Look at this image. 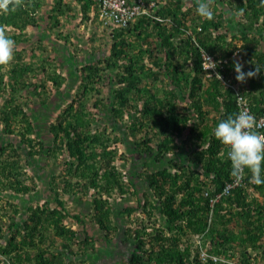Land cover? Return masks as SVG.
<instances>
[{"label": "trees", "instance_id": "1", "mask_svg": "<svg viewBox=\"0 0 264 264\" xmlns=\"http://www.w3.org/2000/svg\"><path fill=\"white\" fill-rule=\"evenodd\" d=\"M127 1L133 3V0ZM185 1L178 0L172 8L159 11L164 17L170 16L173 22L170 31L148 14H136L135 21L128 20L125 25L119 23L106 29L112 36L110 54H107L108 51L101 53V56L90 58L85 64L79 63L80 67L74 63V53L70 48L74 45L73 36H68L63 29L70 31L73 25L76 33L81 30L77 23L70 22L60 28L61 16L71 15L70 19L75 16L81 23L94 22L96 15L91 11L94 0H77V3L19 0L18 4H10L8 11L0 10V28L15 42L13 60L6 66L0 65V122L3 124L0 127L3 141L0 145V200L5 189L10 190L13 197L35 191V182L28 183L33 177L25 175L26 169L19 162V157L23 156L26 161L33 153H41L48 139L51 156L62 154L66 158V166H69V173L65 171L69 175L61 171V183L54 180L55 175L49 177V188L55 195L54 206L47 202L29 205L23 226L9 225L12 233L6 240L3 239V225H0V264H85L81 255L94 249L96 239L88 230H84V238H79L76 231L69 227L66 222H81L82 217L68 211L63 196L76 195L79 191L88 194L90 188L94 189L91 196H94L92 204L96 224L104 232L108 243L116 238L112 233L114 227L109 225L113 209L110 202L112 192L123 197L132 188L136 193L137 187L133 181L126 180V173L116 164L117 160H128L130 155L120 151L122 137L118 133L114 135L113 127L105 117H101L108 108V103H104L106 99L95 96L96 99L88 106L93 92H101L102 79L105 75L108 78L110 73V82L118 84L112 89L110 97L114 104L120 105L118 111L111 113L112 116L121 121L123 116L128 119L135 113L141 114V118L132 123L136 132H142L135 137L134 153L138 155L135 160L144 166H150L151 161H155L157 166L150 167V172L147 168L142 170L145 173L144 184L156 199L145 192L137 199L135 207L121 209L122 213L135 212L139 208L142 212L145 210L147 222L141 220L138 226L123 232L125 236L119 238L117 246L126 247V252L111 250L118 257L106 264H220L211 258L201 263L198 250H192L190 246L193 243L188 244L182 236L186 230L194 235L207 231L206 236L210 237L215 254L237 258L245 263H254L250 260L253 256L251 251L264 256V202L255 195L259 192L264 196V183L251 182V172L245 169L241 182L225 190L236 179L231 175L228 148L213 135L219 122L238 113L236 94L232 86H220V80L215 75L205 84L200 75L199 57L191 71L194 77L181 70L188 51L197 57L193 36L210 50L221 48L223 55L230 54L238 42L243 43L247 51L243 71L259 70L258 75L247 80L251 87L256 84L261 87L258 96L253 97L252 109L256 114H264V52L258 50L256 36H250V32L264 36V3L262 0H232L234 9L231 11L240 12V17L236 21L232 19L233 24L228 26L223 18L226 10L218 0H213L210 5L213 19L203 21L195 11L196 0H189L191 7L187 9H184L187 5ZM45 5V15L38 20L37 15ZM191 13L193 20L189 19L188 24H194V18H201L200 30H190L185 22ZM225 19L228 21L227 16ZM29 26H34L30 29L35 28L33 35H29ZM222 28L230 31V38L228 32H220ZM232 30L234 33H231ZM173 38H180L181 41H173ZM162 58H165L168 67L173 68L169 83L161 73ZM26 59H30L29 62ZM233 62L232 66L219 71L226 76H234ZM61 68L78 79L75 84L77 91L57 113L58 121H48L49 137L46 140L35 139L29 134L38 132L40 126L24 110L23 103L15 102L9 94H15V100L21 99L19 94L23 96L26 93L27 98L33 95L41 100L40 87L63 88L65 75ZM37 72H42L52 87H47L45 82L37 84ZM151 72L156 79L152 78L153 82L149 84ZM142 74L148 80L146 85L139 86L143 81ZM203 84L202 92H197ZM175 85L182 93L176 91ZM250 92L251 89L248 94ZM185 98L189 101L181 104ZM214 111L216 113L210 116ZM147 116L153 117L145 120ZM17 132L21 136L18 143L11 138L4 142L7 140L4 137L15 136ZM25 144L30 149L23 154L21 146ZM170 155L173 156L168 157ZM168 158L175 170L159 167L157 162L163 164ZM73 174L77 176L75 181L71 179ZM261 179H264V165ZM8 201L6 199L5 203ZM6 207L5 204L3 209L9 212ZM10 207L17 211L16 204L11 202ZM209 219L212 222L207 229ZM51 233L62 239L68 237L74 240L77 251L71 248L53 249L54 239L47 241ZM37 240L43 245H38ZM105 252L109 254V251Z\"/></svg>", "mask_w": 264, "mask_h": 264}, {"label": "rangeland", "instance_id": "2", "mask_svg": "<svg viewBox=\"0 0 264 264\" xmlns=\"http://www.w3.org/2000/svg\"><path fill=\"white\" fill-rule=\"evenodd\" d=\"M187 1V2H186ZM186 4L189 5V0H186ZM45 7L43 8V11L41 13V17L45 15ZM186 8V7H184ZM196 11V10H195ZM63 21L68 22V19L63 18ZM71 24L77 23L81 31L79 33H76L75 27L72 25L70 31L65 30L64 33L67 35H72L71 40L74 42V45H71V51H73L74 57H76V61L82 62L83 64L86 63L88 60L95 59L99 56H101V53L104 54L107 51V54H110L111 46L110 44L112 43V36L109 34V30L107 31H100L104 27L98 23L95 22H88V23H81V22H74V20L70 21ZM68 24V23H67ZM47 26V24H46ZM31 26H29L27 29L29 31V35H33L34 29H30ZM110 28V27H109ZM104 30V29H103ZM71 32V34H70ZM153 31V36L156 37V34ZM68 35V36H69ZM63 37V36H62ZM128 40H131L130 37L127 38ZM156 39V38H155ZM59 42V41H58ZM57 43V42H56ZM264 45V42L262 43ZM77 45V47L75 46ZM263 47V46H262ZM20 49V46L19 48ZM80 50V51H79ZM76 53V54H75ZM40 55V52L37 54V56ZM145 59H147L145 57ZM30 59H26L27 62H29ZM68 68V66H67ZM60 71L65 75V80H63V88L61 90H55L53 88L51 89H45L44 92L42 93L40 91V96H42L41 100L39 97L36 96H31L30 98H27V93L23 94L24 91L21 93L19 98L20 100H15L13 96L15 94H9L10 97L18 103H23V108L26 112H28L34 119L35 123L39 125L38 127V132L33 133L31 132L29 135L35 139L38 138H43L47 139L49 137V127H48V121L52 122H57L58 121V112L59 110L75 95L77 91V84L78 79L75 78L74 75L69 74V72L61 68ZM105 73L108 72V69L104 71ZM40 74V73H38ZM151 72V77H150V83L152 84L153 80L152 78L156 79L155 76H152ZM110 76L111 73L108 74V78L106 75L102 79V90L100 93L98 92H93L88 106L91 105V102L93 99H96V97H103L106 99L104 103H109L111 99V94H112V89L118 86L117 82L111 83L110 81ZM148 79H143L139 83V85L145 84V82ZM113 82V81H112ZM75 86H74V85ZM50 87H52V83L49 82ZM55 88V86H53ZM57 89V88H56ZM96 96V97H95ZM44 100V101H43ZM43 101V102H42ZM88 101V100H87ZM88 103V102H87ZM104 106V105H101ZM113 108L116 109V106L113 105ZM95 110V109H94ZM93 113V112H91ZM106 112L101 114V117H105L106 122H110L108 118L106 117ZM140 115H135L130 116L128 120L126 119V122H119L118 126L112 133L115 135L118 133L122 137V141L119 145L120 151L122 153L130 155V158L128 160H117L116 164L117 166L126 173V180L128 181H133L136 184L137 190L136 193L134 192L133 188L129 190V193L126 195H123V197H120L116 194V192H112V199L111 203L113 205L112 213L111 216L109 217V225L113 226V234L116 237L112 243L105 242L106 240L104 239V234L103 232L99 229L98 225L94 222V208H93V197L91 196L94 189L90 188V193L88 194H82L81 191L76 192V195H65V203L66 207L69 212L71 213H76L79 214L82 217L81 222H77L75 220H71L69 222H66L69 224V227H71L76 233L78 234L79 238H84V230H88L91 235L94 236L95 240V247L93 250H89L88 253L81 255V257L84 258L85 264H102V260L100 259H110L108 261H114L117 259L118 256L112 254L111 250L117 251V253H125L126 250L123 247H120L122 249L121 252H119V248L117 246V243H119V238H124L125 232L128 228L134 227L135 225L138 226L140 224L141 220H147V215L144 214L145 210L143 212L141 209H137L135 212L127 213V212H121V209L126 207V206H136L137 204V199L139 197H143V194L145 192L149 193L154 200L156 199V196H154V193H151V189L148 188L145 184L144 181L145 178V173L143 172L145 168L146 170L150 172V168L148 166H144L141 164L138 160H135V158L138 156L137 153H134V147H135V137H137V134L142 132H134L133 130L129 129L128 127H132V123L137 121V118H139ZM150 123V121H149ZM148 123V126L150 125ZM2 123L0 122V127H2ZM18 129L17 127H15ZM148 128V127H147ZM20 135L19 132L15 136H10V137H4L5 140L4 142L8 141L10 138L13 139L14 142H19L20 141ZM2 137L0 138V145L2 143ZM17 142V143H18ZM45 143H47L44 146V150L41 153H33L32 155L28 156V160L24 161L23 156L19 157V162L25 166L26 169V174H31L33 179L29 180L28 183H32L33 181L35 182V191L30 192L29 194H26L25 196L18 195L16 197L12 196V192L10 190H4L2 192L3 199L0 200V225H3V230L5 232L3 239L6 240L10 236V233L12 231L9 229L10 226L14 224L15 227H18L19 225H22V220L26 218L27 214L25 209L27 206L30 204H38V203H52L54 206V198L55 195L53 192L50 191L49 188V177L50 175H55L56 181L62 182L63 176L61 175V171L63 174L69 175L65 173V171H68L67 168L69 167L68 165L66 166L65 164V157L62 154H59L58 157H53L51 156V151H48V144H50V140H46ZM35 146V145H34ZM32 146L31 148H34ZM36 145L35 147H37ZM21 151L23 154L28 152L29 146L28 145H23L21 146ZM8 152V151H7ZM7 152L3 154L4 156L7 155ZM25 152V153H24ZM173 155H170L168 157H171ZM158 163V162H157ZM157 166L155 161H151L150 167L152 168L153 166ZM159 166H162L163 164L158 163ZM74 167V166H73ZM136 170H139V172H136ZM143 170V171H142ZM69 173V171H68ZM73 173V172H72ZM74 176H71L72 181H75L77 176L73 174ZM26 177V176H24ZM256 196L259 197V199L264 202V196H261L260 193H256ZM8 199L9 201L5 203V200ZM14 203L17 205V211L15 212L13 209L10 207V203ZM7 205V209H9L7 212L6 209L4 208V205ZM2 216V217H1ZM135 221V222H134ZM147 222V221H146ZM157 226V224H155ZM166 227V226H164ZM12 228V227H11ZM184 240L187 242H193L197 240V237L192 236L188 231H186L183 235ZM50 239H53L54 237V245L51 247L53 249H72L77 251V244L75 243L74 240H69L68 237L62 239L61 237H56L55 234L51 233L50 234ZM48 237V238H49ZM2 239V241H3ZM49 241V239L47 240ZM70 244V245H68ZM236 246V244H234ZM66 246V247H65ZM235 249V248H234ZM233 249V250H234ZM105 251H109V254L112 256L115 255V257L109 256L108 253ZM237 251V249H236ZM256 252H254L255 254ZM252 261L257 264H264V256L259 255H254ZM120 256V255H119ZM80 257V256H79ZM111 257V258H110ZM124 257H122V260ZM120 260V261H122ZM117 263V262H115ZM80 264H82L80 262Z\"/></svg>", "mask_w": 264, "mask_h": 264}, {"label": "clouds", "instance_id": "3", "mask_svg": "<svg viewBox=\"0 0 264 264\" xmlns=\"http://www.w3.org/2000/svg\"><path fill=\"white\" fill-rule=\"evenodd\" d=\"M66 1H68V2L70 1L71 3H73V2L77 3V0H66ZM97 1H99L101 4L97 3L96 0H94L95 4L92 5L91 11L94 12V15H96V19L94 22L100 24L101 27L102 26L104 27L103 28L104 30L101 29L100 31L103 32V31H106V29L113 28L115 25H119V23H115L112 20L109 9H106L107 6L105 5V2H104L105 0H97ZM143 1H144L143 3L145 6V9L138 14H141V15H143V14L147 15L148 14V16L151 17L152 19H154L156 21H160L162 23V25L170 31L171 27H172V23H173L170 16L168 15V17H164V15L159 13V11L166 10L168 8H172L174 3H177L178 0H143ZM218 1H219V5H221V7H223L224 10H226V13L224 14L223 18H224V20L228 26H229V23L233 24V21H236L237 19H239L240 12L236 13L235 11H231L234 9V6H232V4H231L232 0H218ZM212 2H213V0H196V4H197L196 12L200 17H202V21H203V19H207V20L213 19V11L210 8V5L212 4ZM18 3H19V0H0V10L8 11V6L10 4L14 5V4H18ZM262 3H264V0H262ZM184 7H186L184 9H187L188 7H191V5H185ZM42 11H43V9L41 10L40 14L37 15L38 20L40 18H42L41 17ZM192 15L193 14L191 13V15H189L187 17V19L185 20V22L187 24H188L189 19L193 20ZM225 15L227 16L228 21H227V19H225V17H226ZM70 17H71V15L61 16L62 26L60 28L66 27L67 23L72 21V20H74V22H77V21L80 22L75 16L73 17V19H70ZM136 17H137V15L129 16L128 20H131L133 22L137 19ZM63 18L68 19V22L63 21ZM232 19H233V21H232ZM194 21H193L194 24H192V23L188 24L190 30L193 28H197V29L199 28V30H200L202 28V26L199 25V23H201V18L200 19L194 18ZM121 25H125V24L121 23ZM31 27H34V26H31ZM49 29H51V28L49 27ZM235 30H237V29H235ZM220 32H228V34H229L228 38L231 37L230 31L227 30V28H226V30L222 28V30ZM152 33H153V31H152ZM231 33H234V31L232 30ZM251 35L252 36L254 35V37L256 36V41L259 42L258 50L264 52V45L262 44L264 42V36L250 32V36ZM173 39H174L173 41L176 40L175 38H173ZM212 39L214 40V33L212 34ZM192 40H193L192 43L197 47V52H198L197 57L195 55H193L190 51H188L186 57L184 56L185 60H184V64L182 65L181 70H184V72L186 74L190 73L189 75L191 78L194 77L195 74L191 71H192V68L194 66V61L197 60L199 57L200 63H201V68H202V72L200 75L203 78V80H205V84L208 83V79H210L212 76L215 75L220 80V86L221 85H222V87H223V85L232 86V89L236 94L234 97H235V100L237 102L238 113L234 114V116H229L227 119L219 122L213 131V135L215 136V138L222 145H224L228 148L227 159L231 163V175L237 181H239L243 178V176L245 174V169H247L249 172H251V182H254L256 184H262V183H264V179H261L262 165H264V133H261V132H258L255 130V126H256V117L255 116L260 115V114H256L254 112V110L252 109V105L254 103L253 97L258 96L259 91L261 90V87L257 84L255 87H251V84H249V82L247 81L248 79L253 78L256 75H258L259 70L255 68L254 70H249L247 72L243 71V67H244L243 64L245 63V60H246L244 55H246L247 51H246V47L241 42L237 43L236 48L233 49L230 54L223 55L222 51L220 50L221 48H216V49L210 50L207 47L203 46L194 36H193ZM179 41H181V39L177 38L176 42H179ZM14 48H15L14 40L7 37L5 34V30L3 28H0V65L6 66V65L11 63V61L14 58ZM184 49H185L184 51H186L187 46L184 47ZM207 53L210 54L211 56H213L217 62L219 60L221 61V63L217 65L218 66L217 71L205 69L203 67V56ZM54 55H55V52H54ZM75 60H76V57H75ZM75 60H74V63L77 64L78 67H80L79 63H82V62L78 63ZM233 60H234V62H233L232 70L235 71V75L234 76H232V75L226 76V75H224V72L222 74L219 70L225 69L226 66H232L231 64H232ZM162 64H163V68H162L163 71H161V73L163 72V74L166 78V83L167 82L169 83L171 80V74H172L173 68L168 67L165 64V58H162ZM158 70H159V68H158ZM263 70H264V68H263ZM38 73H40V72H37L36 77H35L37 84H41L42 82H45V85L47 87L50 86L49 80L45 77V75H42V72L40 74H38ZM80 75H81V73H80ZM152 76H153V74H152ZM141 77L144 79L145 75L142 74ZM149 77H151V74L149 75ZM39 79L41 80V82ZM143 85H146V82ZM143 85H141V86H143ZM203 87H204V84L201 86V88L197 89V92H202ZM44 88L43 87L39 88V94H40V91L42 93L44 92ZM174 88L176 89V91H178V93H182L177 89L179 87H176V85L174 86ZM249 89H251V92L248 94ZM221 90H223V88H221ZM239 96L243 97L244 100H246L248 102V104L251 108V111H253V114L255 116L253 114H251L249 111H240L239 112V101H238ZM110 100H112V99H110ZM112 101H110L108 103V108L106 109L107 110L106 117L110 121L107 123H109L111 128L113 127V130H114L118 126L119 122H121V121L126 122L125 121L126 119L124 116L120 118L121 121L117 120L119 122H117L114 119L112 114L114 112L118 111V109H120V105L114 104V101L113 102ZM185 101H189V100L185 98L181 102V104H183ZM143 102H144V99H143ZM113 105L116 106V109L113 108ZM139 105H140V103H139ZM212 113L213 114H211L210 116H213L214 113H216V112L214 111ZM137 115H140L139 118H141L140 113L139 114L137 113ZM118 117H120V116H118ZM152 117L153 116H150V117L147 116V118L144 117V119L145 120L146 119L151 120ZM128 128L133 130L134 132H136L134 125L132 127H128ZM164 160L165 161H163V165L161 167L166 166L172 170L176 169V167L174 165L169 164L170 158H168L167 160L166 159H164ZM160 163L162 164V162H160ZM170 165H172V166L170 167ZM148 167L150 168V166H148ZM150 171H151V169H150ZM229 185H234V182L229 184ZM5 190H7V189H5ZM255 195H256V193H255ZM63 198H65V195L63 196ZM142 200H144V198ZM51 206H53V205H51ZM16 207H17V205H16ZM28 207L29 206H27V208L25 209L26 213L28 212ZM141 211H142V209H141ZM93 214H94V211H93ZM23 220H22V225H19V227L23 226ZM211 222H212V220L209 219L207 229H209ZM103 234H104V232H103ZM190 234L192 236L197 237V240L193 241V242L189 241L187 243L188 244L193 243L190 246L192 248V250H195V249L198 250V258L200 259L201 263H204L205 261H207L208 258H211V259H213V261H215V263H220V264H223V263L232 264L234 262L245 263V262L237 260V258H228L224 255L215 254L211 249V239H210V237L206 236L207 231L204 234H200V235H198V234L194 235L193 233H190ZM49 240H51V239L49 238ZM37 241H38V245H43V243L39 242V240H37ZM105 242H108V241L106 240ZM251 252L253 255L254 252H256V251H251ZM256 254H257V252L254 255H256ZM214 257H216V259H214ZM252 258H253V256H252ZM252 258H250L251 261H252ZM247 264H257V262L247 263Z\"/></svg>", "mask_w": 264, "mask_h": 264}, {"label": "built area", "instance_id": "4", "mask_svg": "<svg viewBox=\"0 0 264 264\" xmlns=\"http://www.w3.org/2000/svg\"><path fill=\"white\" fill-rule=\"evenodd\" d=\"M104 2L105 5L107 6L106 9H109L111 17L114 19L113 21L115 23L125 24L129 16L132 15L134 16L145 9L143 0H133V3H130L127 0H105ZM220 63H221L220 60L217 62L214 59V57L208 53L203 56V67L205 69L217 71V67H218L217 65ZM238 101H239V112L249 111L251 114H253V111H251L248 102L244 100L243 97L239 96ZM255 117H256L255 130L264 133V114H260ZM240 182L241 180L239 181L236 180L234 185H237ZM234 185H228L226 187V190H228V188ZM214 259H216V257H214ZM232 264H247V263L234 262Z\"/></svg>", "mask_w": 264, "mask_h": 264}, {"label": "flooded vegetation", "instance_id": "5", "mask_svg": "<svg viewBox=\"0 0 264 264\" xmlns=\"http://www.w3.org/2000/svg\"><path fill=\"white\" fill-rule=\"evenodd\" d=\"M119 244V243H118ZM120 247H123V246H119V252H121L122 251V249H120ZM110 256V255H109ZM111 258V257H110ZM100 260H102V264H106L107 262H109L108 260H110V259H108V260H106V259H100Z\"/></svg>", "mask_w": 264, "mask_h": 264}, {"label": "crops", "instance_id": "6", "mask_svg": "<svg viewBox=\"0 0 264 264\" xmlns=\"http://www.w3.org/2000/svg\"><path fill=\"white\" fill-rule=\"evenodd\" d=\"M100 228V227H99Z\"/></svg>", "mask_w": 264, "mask_h": 264}]
</instances>
